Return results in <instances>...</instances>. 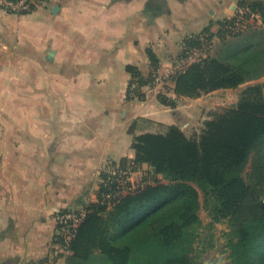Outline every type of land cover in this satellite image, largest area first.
Instances as JSON below:
<instances>
[{
	"label": "crops",
	"instance_id": "1",
	"mask_svg": "<svg viewBox=\"0 0 264 264\" xmlns=\"http://www.w3.org/2000/svg\"><path fill=\"white\" fill-rule=\"evenodd\" d=\"M237 7L44 0L19 13L0 4V264H66L69 253H54L55 214L96 202L104 166L134 160L136 135L172 124L190 132L209 118L213 91L178 97L171 88L167 104L160 85H145L144 98H130L128 67L170 78L196 59L187 61V39L217 32Z\"/></svg>",
	"mask_w": 264,
	"mask_h": 264
},
{
	"label": "trees",
	"instance_id": "2",
	"mask_svg": "<svg viewBox=\"0 0 264 264\" xmlns=\"http://www.w3.org/2000/svg\"><path fill=\"white\" fill-rule=\"evenodd\" d=\"M238 10L245 17L260 15L264 23V0H238ZM236 19L220 21V29L205 36L222 39L216 52L171 74L178 97L237 88L264 75V27L228 39L226 26ZM210 31L208 26L188 38L187 47L200 46L203 33ZM149 55L156 69L158 60L151 50ZM128 70L130 84L138 79L129 97L144 98L142 87L153 84L154 72L145 74L134 66ZM159 96L174 104L171 96ZM212 116L193 136L176 124L135 136L136 157L119 163H132L134 170L148 164L166 182L128 188L112 200L106 194L117 189V182L104 181L102 174L98 200L86 206L88 213L71 242L66 264H200L195 255L202 224L200 190L211 202L212 219L230 220L231 264H264V198L252 190V184L264 186V85H248L235 105ZM250 159L248 183L243 174Z\"/></svg>",
	"mask_w": 264,
	"mask_h": 264
},
{
	"label": "rangeland",
	"instance_id": "3",
	"mask_svg": "<svg viewBox=\"0 0 264 264\" xmlns=\"http://www.w3.org/2000/svg\"><path fill=\"white\" fill-rule=\"evenodd\" d=\"M244 13L243 10H238V7L236 9L235 15L237 19L235 20V24L233 26H229V24L226 26V33L228 39H232L235 33H240L241 31L247 30V33L251 30L260 29L264 27V23L262 21V18L260 15H250L249 17H245L242 14ZM209 33H203L204 38L205 36H209ZM216 33V32H214ZM223 45V41L219 36H212L210 40L204 39V42L200 44V46L192 47V49H196L194 52L192 49H189L190 51L186 53V57L188 56L187 61H191L193 58H196L195 60H198L206 55L213 54L216 52L218 48H220ZM192 57V58H190ZM191 62H187L186 64H189ZM184 66V65H183ZM181 66V68H183ZM179 68L174 69L176 72ZM154 79L157 78L159 73L157 71H153ZM173 72V73H175ZM172 73V74H173ZM262 80H251L248 82H245L239 87V89L235 91H220L219 93L216 92L211 95H206L205 98L209 99V102L211 103L212 109L210 111L204 112L207 113L205 115H208L210 118L213 117L212 115L214 113L221 112L223 109L231 107L235 105L239 99L240 92L243 88L247 87L250 84L257 83V81H263ZM138 82V79H137ZM174 86V81L168 77L161 80L160 87L164 91H170L171 88ZM163 94V93H161ZM206 94V93H205ZM203 95V94H202ZM216 111V112H215ZM213 113V114H212ZM208 119V118H206ZM202 121V124L199 126L198 129L192 130L190 132H187L188 135L193 136L195 134H199L201 131L204 121ZM163 131L165 129L161 128ZM251 159L249 160L246 169L244 170V178L249 183V172L251 170ZM132 186L129 187L131 190L134 188H137L138 185L143 184H156L158 182H166V179L159 174H155L152 171V168L148 166V164H143L139 169L132 174ZM251 184V183H250ZM131 185V184H130ZM129 189V190H130ZM252 190L256 193H259L260 196L264 198V186H255L252 184ZM200 200H201V207L199 210V215L202 220L201 227L199 229V235L197 242L195 244V255L197 257V262L200 264H231V248H230V240L234 238L232 234V227L230 224L229 219H223L220 221H214L212 219V215L210 213L211 211V202L208 201L207 194L200 190Z\"/></svg>",
	"mask_w": 264,
	"mask_h": 264
},
{
	"label": "built area",
	"instance_id": "4",
	"mask_svg": "<svg viewBox=\"0 0 264 264\" xmlns=\"http://www.w3.org/2000/svg\"><path fill=\"white\" fill-rule=\"evenodd\" d=\"M43 1L44 0H0V4L10 11L26 13L32 11ZM162 78L161 76L155 78L152 86L157 87L160 85ZM137 87L138 82L137 78H135L132 84L129 85V89L133 91ZM157 90L159 93L170 96V92L163 91L161 87L157 88ZM133 166L134 165L130 163L128 167H123L119 162H110L104 166L102 170V174H105L104 181L109 183L117 182V189L106 194V198L114 200L120 193L125 192L126 189L132 186L133 182L130 183V181H132V174L137 171L133 169ZM87 213V207H82L78 209L61 210L55 214L58 233L57 243L54 249L56 255L70 253L71 242L77 234L79 225L86 217Z\"/></svg>",
	"mask_w": 264,
	"mask_h": 264
}]
</instances>
